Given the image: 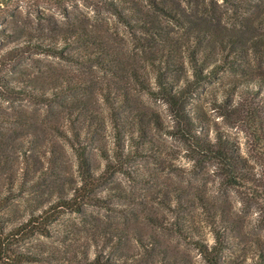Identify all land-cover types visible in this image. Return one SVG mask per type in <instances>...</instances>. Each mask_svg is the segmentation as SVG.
Listing matches in <instances>:
<instances>
[{
	"label": "rangeland",
	"instance_id": "obj_1",
	"mask_svg": "<svg viewBox=\"0 0 264 264\" xmlns=\"http://www.w3.org/2000/svg\"><path fill=\"white\" fill-rule=\"evenodd\" d=\"M197 1L200 9L196 4L187 8L181 3L185 40L195 43L199 34L218 44L238 39L239 47H247L250 53L258 46V53L250 55L249 69L263 77L264 0ZM177 23L166 22L174 35L183 33ZM77 28L106 36L118 48L131 47L124 28L91 0H0V30L5 33H0V58L27 40L23 32L37 40L56 38L65 46L62 40ZM94 51L92 44L89 49L74 45L64 54ZM33 57L54 64L62 75H82L99 82L105 79L96 65ZM32 64L22 62L20 70L25 76L7 69H2L3 74L7 79L35 78L38 74ZM222 76L218 83L206 86L194 104L212 139L223 132L240 142L241 154L260 179V187L253 191L229 187L216 164L198 163L160 101L144 98L159 113L160 129L154 128L149 140H143L138 131L131 138L126 127L129 133L119 143L117 130L106 118V108L99 113L92 98L84 97L98 120L89 113L78 116L76 122L70 110H57L53 117L44 107L0 98V120L25 115L34 122L27 126L0 124V215L9 229L30 222L31 233H35L16 245L36 254L37 261L29 264H207L198 241L209 247L217 245L213 223L230 243L224 251V264L260 262L264 255V155L254 145L248 127L232 116V106L242 105L245 97L251 103L252 94L241 88L234 93L231 80L244 82L241 75ZM259 104L255 103L258 110ZM74 124L85 130L104 127L101 140L112 160L119 162L117 152L121 151L128 157L126 172L115 174L99 190L104 204H84L80 211L57 206L60 196L73 197L71 184L81 182L73 149ZM94 153L93 166L101 173L106 162L98 149ZM35 222L43 232L34 227Z\"/></svg>",
	"mask_w": 264,
	"mask_h": 264
},
{
	"label": "trees",
	"instance_id": "obj_2",
	"mask_svg": "<svg viewBox=\"0 0 264 264\" xmlns=\"http://www.w3.org/2000/svg\"><path fill=\"white\" fill-rule=\"evenodd\" d=\"M91 1L112 15L124 28L131 47L120 49L106 36L100 37L93 34V31L79 32V28L67 33L62 40L65 46L60 45L56 38L37 40L23 32L27 40L0 58V98L10 103L25 101L44 107L47 114L53 117L57 116V110H70L76 115L73 120L75 122L80 116L89 113H94L98 120L97 112L84 99L85 96L92 98L98 112L106 108V118L110 119L117 130L119 143L129 133L126 127L130 129L131 138H135L134 134L138 131L143 140H149L154 128L160 129L162 121L159 113L148 106L144 98L160 101L167 106L177 134L184 139L198 163L216 164L231 188L253 191L260 187L258 173L240 152V142L223 132H218L217 137L212 139L201 125L197 115L198 106L194 104L200 92L206 86L222 80V75L235 73L244 77V82L231 80L234 93L241 88L246 94H252L253 100L249 103V98L245 97L242 105L239 103L232 106V116L248 127L254 145L264 155V76L259 78L249 69L250 55L258 53L259 47H254L250 53L247 47H239L238 39L218 44L206 37L202 38L200 34L195 38V43L189 44L185 40V10H182L181 3L187 8L196 4L200 9V1ZM172 20L178 21L182 34L178 32L174 35L168 28L166 22ZM0 33L5 35L3 29ZM90 44L95 46L94 52L64 54L68 46L89 49ZM33 55L60 58L79 66L96 65L105 79L99 82L82 75L75 77L59 74L57 66L37 60ZM25 60L33 62L31 68L38 74L37 77L7 79L2 69L21 71L26 75L24 70H20ZM41 64L44 66L41 67ZM256 102L260 103V110L255 107ZM0 121L2 125L34 124L33 118L25 115H20L18 119L2 118ZM77 126H72L71 132L76 140L73 149L81 182L71 184L74 192L72 198L60 196L57 200L59 208L70 211H80L84 204H104L101 196H98L99 190L115 174L126 172L124 161L127 162L128 158L121 151L117 152L119 162L112 160L101 140L104 127L85 130ZM97 149L106 162L105 170L101 173L93 166L94 151ZM6 224V219L0 215V264H29L37 261L34 252L16 247L20 239L35 233H31L30 222L12 229ZM34 227L39 232L44 231L39 222H35ZM213 227L218 239L217 245L209 247L201 240L198 245L207 264H224V251L230 243L226 242L225 234L215 223ZM260 258L261 264H264V255Z\"/></svg>",
	"mask_w": 264,
	"mask_h": 264
}]
</instances>
